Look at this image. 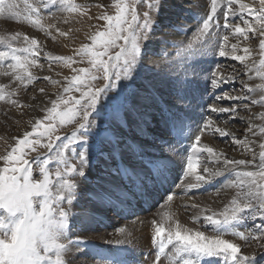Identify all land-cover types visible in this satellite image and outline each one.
I'll return each instance as SVG.
<instances>
[{
	"label": "snow or ice",
	"instance_id": "6c2138e0",
	"mask_svg": "<svg viewBox=\"0 0 264 264\" xmlns=\"http://www.w3.org/2000/svg\"><path fill=\"white\" fill-rule=\"evenodd\" d=\"M160 4L161 0L147 3L146 0H113L115 13L104 12L96 17L105 23L102 30L97 28L87 37L90 43L81 44L73 55L45 53L49 70L54 63H62L73 75L64 76L63 82L43 76L44 81L59 85L62 92L49 100L50 107L41 109L45 115L35 119L31 131L15 137L14 143L0 154L3 164L0 166V264H67L65 254L69 249H79L81 244L88 243L70 238L76 233L69 227V222L73 219L75 228L84 224L89 216L88 210L84 209L73 218L72 210L78 204L77 178L86 180L87 173L93 169L101 171L98 181L108 178H111L109 182L119 181L133 198L150 197L155 188L172 179L174 169L171 165L175 163L172 158L162 152L149 154L146 151L148 144L140 143L137 138L154 144L157 137L150 132L154 122L165 128L176 126L177 121L182 125L179 103L189 95L195 99L197 90V81L186 78L189 69L196 73V56L218 54L239 62L246 73L254 71L262 83L250 85L242 81V87L246 89L242 97L216 96L215 99L241 104L248 113H252L253 106L264 108V0H259L258 7L243 0H223L222 25L218 19L217 0H211V10L198 24L195 41L185 48L187 57L180 62L172 61L177 71L171 82L176 97L172 104L165 101L152 84L136 87L141 78L139 69L143 67L141 45L148 41L154 29L151 13L156 11L158 14ZM138 5L146 6L148 10L141 14ZM50 6H59L61 12L69 15H79L81 9L88 7L74 0H0V17L23 20L42 32L55 29L60 37H68L71 29L62 31L56 24L42 23L43 13ZM221 27L226 33L222 36ZM230 35L237 42L229 47ZM250 35L258 38V60L252 59L253 51L249 47L241 48V41H248ZM0 45L3 46L0 48V75L10 78L8 84L0 83V101L20 106L14 97L22 88L40 79L31 69L43 70L44 65L39 63L43 48L37 38L20 32L0 35ZM241 51L243 54H237ZM85 61L87 67H73ZM217 75L213 72L210 81L217 89L221 84L239 78L230 76L218 80ZM101 79L103 86H95ZM248 79L253 77L249 75ZM125 81L128 83H122ZM39 91L43 94L45 89ZM190 108L191 104L187 106ZM187 109H184L185 113ZM209 110L228 114L233 120L244 119L238 116L236 107L211 106ZM65 125L74 127L61 137L57 133ZM206 129L218 133L220 138H230L252 158H231L223 151L217 152L213 147L200 144ZM122 130L128 134H122ZM197 131L199 134L194 135L195 142L190 150H185L186 159L177 178L179 182L173 181L172 187L181 189L186 195L190 190H198L227 176L231 179L223 184V188H234L235 194L220 210L201 207L197 203L190 205L196 210L193 220H202L203 225L211 228V235L184 226L170 211L161 214L160 222L153 219L154 235L150 240L155 255L152 264H165V261L167 264H261L264 255L257 258L254 253L244 254L240 243L225 237L231 235L245 243L259 242V247L264 248V140L259 142L257 161V142L253 139L264 137V111L250 116L243 139L214 127L212 119H202ZM40 149L45 151L42 153ZM31 153L36 155L31 156ZM53 163L54 171L50 167ZM201 165L202 171H198ZM36 169L38 172L34 175ZM189 177L191 179L185 182ZM108 191L103 183H99L98 191L92 195ZM173 198L174 193L167 194L161 207L168 206ZM257 219L259 223H256ZM249 220L252 224L247 226ZM242 224L246 225L243 229L239 228ZM117 232L123 236L115 241L117 244L127 242L132 235L125 227L118 228ZM97 255L102 264H128L119 250L108 254L98 252Z\"/></svg>",
	"mask_w": 264,
	"mask_h": 264
},
{
	"label": "bare ground",
	"instance_id": "6f19581e",
	"mask_svg": "<svg viewBox=\"0 0 264 264\" xmlns=\"http://www.w3.org/2000/svg\"><path fill=\"white\" fill-rule=\"evenodd\" d=\"M84 1H86V2L96 1L97 3L98 2L99 3L105 2L108 4L110 0H84ZM203 2L206 3V1H204V0H190V3H192L191 7H196L197 11L193 12L192 9H190L188 7H186V9H188V10L183 8L184 10L187 11V13H186V16L184 15V20L182 22H180V20L177 19V16L180 15L178 9L182 8L183 5L181 6L180 4H178V0H165V2H163L166 10H165L164 14H162L163 17L161 19L165 20L164 22H166L165 24H167V28L165 30L155 29L153 31V40L151 41L152 44L149 45L148 51L154 52L157 54L167 53L169 55L168 56L169 58L167 57V59H165V61L162 62L161 68H159L156 71L153 70L154 72H152L153 73L152 76L148 77L147 79H142L140 82V85L137 88H143L148 84H152L158 89L161 97L166 98V101L169 104L176 102V97L172 91L171 82L175 79V77L177 75V71L174 70L176 66L174 64H172V61L175 60L176 62H180L187 57V52L185 51V48H186V44L188 41V37L186 36V38H180L181 37L180 33H183L185 30H188V29L190 30V29L194 28L196 26V24H198L201 21L203 14L205 13V11H204L205 9L203 8V4H202ZM243 2L244 3H251V2H248V0H243ZM43 16H44V19L42 20V23H44L45 25H47L49 23L56 24V26L59 27L62 31H69V28L71 30L75 29V33L70 34L72 36V39H69V40L67 39L68 37L67 38L60 37L58 35V33H56L55 29L43 31V32H45L44 34L51 35L52 39H53V37H55L54 40L59 45L58 47L60 48L59 49L60 53H58L59 50L57 49V47L53 43H51L52 41L50 42L46 38V36L45 37L42 36L43 32L39 31L40 33H38V35L34 36V32L32 31L33 26L24 22L23 20L15 21V20H9L6 17H0V35L9 34V36H10L11 35L10 33L20 32L22 35L27 34L31 37H36L38 39V41L41 43L43 50H44V48L48 50L47 53L55 51L59 55H72L74 50H75L76 45L79 43V40H81L83 38V31L82 30H84V29H80L81 26L77 25V28H76V25L75 26L72 25V21L75 19L74 15H72V14L71 15L68 14L66 16L59 15L58 17L54 18L51 21H50V19H48V17L44 13H43ZM79 18H78V20H79ZM65 19H67V21H68L67 23H65ZM173 21H176L177 23L179 22L178 25H176L177 23H172ZM74 22H73V24H74ZM77 24H78V22H77ZM79 25H83V24H81V22H80ZM86 25H88V24H85V26ZM85 28H87L86 32H85V33H87L88 32V26H86ZM177 28H179L180 30L176 31ZM241 44H242V42H241ZM175 52L178 53V56H176L177 54L176 55L173 54ZM45 53L46 52L44 51V53L40 54V57L45 58ZM253 54H254V52H253ZM198 58H200V57H198ZM205 58H201V60L207 61V62L203 61V63H207V65H211L212 67L216 64V63H213L214 60L211 63L209 62V60H211L212 57L210 59H206V60H205ZM152 59L154 60V58H152ZM218 59H223V61H225L227 63V65L229 64V60H230L229 57H220L219 56ZM198 60H196V62H198ZM232 61H234V60H232ZM189 62H191V61H189ZM225 62H223V63H225ZM234 62L237 63L238 65L240 64L237 61H234ZM237 64H235V65H237ZM169 65H172V66L169 67ZM202 65H204V64H202ZM180 67L183 68V65H181ZM196 67H198V65ZM207 67L208 66H206V68ZM228 67H229V65H228ZM214 68H215V66H214ZM43 70H44V68H43ZM43 70H41L39 68H32L31 69V71H33V73L38 77L43 78V76H50V77H52V79H60L62 81H63L64 76H69V71H70V69L68 67H66L65 65H64V68L62 69V72L59 73L60 74L59 76L50 75V73L46 74V72H44ZM197 70L199 73L196 72L193 75L191 69H189L188 75L186 78L187 79H195L197 82H200V83H206L207 82V85L211 84L210 81H211V78H213L212 72H210V70H207V69H202L201 67L198 68ZM53 73H55V72H53ZM217 74H218L217 75L218 80L221 78H227L230 76L231 77H237L238 76L239 78L234 79L232 82H229L227 84H221L220 88L219 89L216 88V90L222 91V90L229 89L231 86L232 87L236 86V85L238 86L239 84H241L242 81L245 83H248L250 85H255V73H254V71L251 73H246V71L244 70L243 74L233 75V76L232 75L226 76V75L220 74L218 72H217ZM249 75H251L253 77L252 80L248 79ZM6 78L7 77L1 75L0 76V83L8 84ZM32 86L34 88L37 87L39 89V86L37 84H32ZM13 87H15V86L13 85ZM41 88H43V87L41 86ZM60 88L61 87L59 85H54V86L50 87L46 84V86L44 87L45 92L43 93V96L45 95L46 97L48 96L50 98V97L54 96L60 90ZM168 93H170L171 96L168 97V95H167ZM243 95L244 94L242 92L237 90V91H234L233 95H230V96H241L242 97ZM194 96H195V99H193L192 95H189V97L185 101H182L179 103V107L181 109L180 115H181V118L183 121L182 125L179 121H177L176 126L169 125L167 128L163 127V129L159 133H155L154 129H155L156 122H154V127L152 129H150L151 135L157 137L154 144H152L148 140L137 138V140L140 143H147L148 144L146 151L149 154L155 153L156 155H159L162 152L164 155L170 156L172 158V160L175 162L174 163V164H176L175 166L178 169L180 168V170H181V168L185 162L184 161L185 159L183 157V148H185V147L183 145L185 143L186 144L185 146H187V145L195 142L194 141V135L199 134V132L197 131L198 125L201 123L202 118H204V116L206 115V113L204 114L203 112H199V114L195 115L194 111H192L191 109L187 110L188 112L185 113L184 109H187V106L189 104H191V102H194V100L200 101V103H199L200 107L202 105L206 104V101H207L206 95H202L201 93L195 92ZM224 101L227 103L233 104V102L231 100H224ZM42 103H43V100H40V98L39 99L37 98V100L28 103L27 107L24 108V110H27L28 108H30L29 112L27 111L29 114L31 112H34L35 109L37 108V106L43 105ZM0 105H1V101H0ZM231 107H236L239 109V111H240V109L241 110L243 109V106L241 104H234ZM0 110H1V106H0ZM256 112H258L257 107L253 106L251 115L256 113ZM210 113L213 114V117L215 116V119L216 118H225L227 115V114L220 115L218 113H213V112H210ZM32 114H31V116H32ZM251 115H248V112H246L245 115L241 114V116H239V117L244 118L243 120H240V119H236V120H232V121L229 120L228 127L227 128L225 127L223 129H225L226 131H229V132L237 135L239 138L243 139L244 134L246 133V129H247V121ZM195 117L199 120L198 124L191 123L192 119L193 118L195 119ZM19 122H21V121H19ZM25 123L22 122V124H25ZM256 123L259 124L260 122L257 120ZM23 127H25V126H23ZM214 127H219V126L214 123ZM167 129H168V131H167ZM122 134L127 135L128 133L123 132V130H122ZM247 135L249 137H251L250 133H248ZM214 137H219V134L214 133L212 130L206 129L204 132V135L201 138L200 144H206L210 147H213L217 152L223 151L225 154H227L231 158L248 159V157H251V155L249 153L245 152L241 147H238L237 149H230V147H229V149H228V146L225 147L221 143H220L221 144V146H220V144L219 143L217 144V142L214 140ZM227 139H228V137H225V138L219 137L220 141L227 140ZM253 139H256L257 144H256L255 150L257 151L258 145H259V138L256 137ZM171 140L175 141L174 145L170 143ZM168 150L170 152H168ZM180 154H182V155H180ZM204 156H206V153L202 154V157H201L202 160H203ZM257 161H258V153H257ZM209 166L211 167V165H209ZM202 167H203V165H201V167L198 169V171H202ZM95 173L101 175L100 169L99 168L93 169V170L89 171L87 173V175L90 177V176H93V174H95ZM95 179H96V181L94 182L93 185L91 184L92 186H95L98 188V184L103 183L104 187L109 189V191L107 193L103 194V195H105L107 202L102 201L103 199L101 198L100 194L95 195V196L92 195V193L94 191H98V189L95 190V188L89 187L87 185V183H85V182H84V186L82 185L83 188L79 189V191H78V200H79L78 205L79 206H77V207H80V210H76L75 214H73V218L77 217L81 213V211L84 209L88 210L89 216L85 220L84 224H82L78 227H75V228H71L72 231L74 233H76V235H71V236L73 237L72 240H76L77 238H79L83 241H87L88 243L86 245L81 244L79 249H77L75 247H71L69 249V252L66 253V255L70 259V264H75V262L78 261L77 258L80 255V253L82 252L81 251L82 249H86V252L85 251H83V252H85V254H87V255L89 253L88 256H90V251L98 250L99 252H102L103 254H108V247H111V246L120 247L121 246V249H124L125 247H123V245L127 246V248H126L127 250L124 249L125 254L121 255L122 257H125L130 261L135 259L136 261H142L143 263L148 264L149 261L144 259L143 254L150 252V241H151L150 237L152 235H154V226L151 223L153 219H155L157 222H160L161 214L164 211H170L171 213L174 214L175 219H178L184 226L192 228L194 230L195 229L204 230L206 235H211L213 233H212V230L210 227L203 225V222H201V221H199V222L196 221V223L194 222L193 216L196 213L195 209L188 208L187 213L182 214L181 208L184 206H190L192 203H197L201 207L208 206L214 210H220L222 208V206L225 203H228L229 200L231 199V197L235 194L234 188L233 189L223 188V184L226 183L228 179H231V177H227V176L220 177V178H217L214 182H212L210 184L203 185L198 190H190L188 193L193 192V191H195V192L200 191L199 193H201L203 191V189L205 188V186H209V188H211V190H213V192H214V196L203 198L201 200H197V201L191 203V202H189L190 198L187 197L188 193L186 195L183 194L181 189L174 188V187L170 186L169 182H167L164 185V187H167L169 193L170 192L174 193L173 201L169 202V205L166 206V208L162 212H159V215H157L155 218L150 219L149 216L145 215V216H141L143 219L137 221L135 224H132V223L128 224V226H126L125 228L127 230L131 231L132 235L129 237L127 242H125L123 244H117V243H115V241L118 239H123V236L118 232H117V234H113V233L110 235L105 234V232H104L105 229L102 227H106L108 229L112 226L113 222L110 220L103 222L100 219V216L107 215V213H111L114 211V209H116V205L113 203V201L110 198H108V196L116 198V196L119 197L121 194H124V192L125 193H127V192H126L124 186L122 184H120L119 181L109 182V180H111V178H108V180H105V181H98L97 177H95ZM188 179H191V178L190 177L185 178V182H187ZM125 182H127V181L125 180L124 183ZM178 182H179V180H178ZM117 185H119V186H117ZM122 189H123V191H122ZM220 190H221V192H220ZM82 193L88 194V197L87 198L85 197L82 199L81 198ZM116 199H119V198H116ZM129 207H130V211L133 212L134 208L131 206H129ZM131 208H133V209H131ZM144 217H147V218L145 219ZM140 218H138V219H140ZM251 224H252V221H250V220L247 221V226H250ZM245 226L246 225L242 224L239 226V228L243 229ZM166 227H167V225H166ZM206 229H209V230H206ZM225 238L231 239V240H233V242L240 243L242 253L248 254V255H251L254 253L257 256V258H259L261 256L260 254L258 255L256 253L257 251L255 250V247H254V245H256L257 242L245 243L243 241H239V239L237 237H233L231 235L226 236ZM109 242H112V243H109ZM93 246H95V247H93ZM113 248H116V247H113ZM131 248H139V249H141V251H137V252L132 251ZM263 251L264 250H262L261 252H263ZM263 254H264V252H263ZM72 258H74L75 260ZM96 261H98L96 264H102L101 259L96 260ZM81 264H93V263H90L89 260H86L84 263L81 262Z\"/></svg>",
	"mask_w": 264,
	"mask_h": 264
},
{
	"label": "rangeland",
	"instance_id": "374dc122",
	"mask_svg": "<svg viewBox=\"0 0 264 264\" xmlns=\"http://www.w3.org/2000/svg\"><path fill=\"white\" fill-rule=\"evenodd\" d=\"M204 1H206V3L203 2L202 4H203V8L205 9L204 10L205 13L203 14L202 19L205 18L206 15L211 10V0H204ZM74 2L77 3V4H81V5H83V4H87L88 5V7L86 9H81V14H79L80 16L78 14H76V13L72 14L75 17V19L72 21V25H74V26L76 25V28H77V25H78V26H81L80 29H84V30H82L83 31V38L81 40H79V43L75 47V49H76L81 44L90 43V41L87 39V37L90 34L94 33L97 30V28H100L102 30V27H103V25H104L105 22L103 20L96 19V17L99 16V15H101V14H103L104 12H107L108 14H114L115 13V9L112 7L113 0H110L108 4L105 3V2H103V3H99L98 2L97 3L96 1L86 2L84 0H74ZM147 2H150V0H146V3ZM163 2H165V0H161V4H160V6L158 8V14H157L156 11H153L151 13L152 14V17H153V21H154V29H153V31L155 29L165 30L167 28V24H165L166 22H164L165 20H162L161 19L163 17L162 14H164V12L166 10V8L164 7V3ZM248 2H251L250 4H253L256 7L259 6V0H248ZM217 3L219 5V7L217 9L218 19H219V21H220V23L222 25L223 24V17H222V14L221 13H222V10H223V0H217ZM178 4H180L181 6L183 5L182 8H179L178 9L180 15L177 16V19L180 20V22H182L184 20V15L186 16V13H187L186 10H188V9H186V7L192 9L193 12H196L197 11V8L196 7H191L192 3H190V0H178ZM101 5H103V7H100ZM183 8H185L186 10H184ZM137 10H138L139 13L142 14L143 11H147L148 9H147L146 6H140V5H138L137 6ZM83 13H87V14L85 15ZM44 14L48 17V19H50V21L53 20L54 18L58 17L59 15H63V16L68 15V13L61 12L59 10V6H57L55 8H53V7L50 6L49 10L46 11V12H44ZM89 17H91V19ZM78 18H79V20H78ZM202 19H201V21H202ZM73 22H74V24H73ZM77 22H78V24H77ZM80 22L83 25H79ZM236 22H239V21L237 20ZM172 23H177V22L176 21H173ZM178 23L176 25H178ZM85 24H88V25H86V26H88V32L87 33H85L86 32V29H87V28H85L86 27ZM198 24H196V26L194 28H192L190 30L189 29L188 30H185L183 33H180L181 34L180 35L181 36L180 38H186V36L188 37L187 44L189 42H194L195 41V34H196V31H197V28H198ZM32 29H33L32 31L34 32V36H36V35H38V33L42 32V31H40V30H38L36 28H33V27H32ZM178 30H180V29L177 28L176 31H178ZM153 31L151 32L148 41H146L145 43H143L141 45V47H142V54H143V67L141 69H139L140 70V73H141V78L137 81L136 87H138L140 85V82H141L142 79H147L148 77L152 76V74H153L152 72H154V71L158 70L159 68H161L162 62L165 61V59H167V57L169 56L168 54H167V56H165V53L157 54V53L149 52L148 51L149 50V45L152 44L151 41L153 40ZM219 32H220V35L221 36L223 34H226L224 32V30H223L222 27L219 30ZM44 33L45 32L42 33V36H44V37L46 36V38L50 42L52 41L51 43H53L57 47V49L59 50L60 49L58 47L59 45H58V43L54 39H52V36L51 35H46ZM72 33H75V29H73V30H71L69 32L68 38L67 37H65V38H67L68 40L69 39H72V36L70 35ZM10 34H13V33H10ZM5 36H9V34H5ZM241 42H242L241 48L244 47V46L249 47L254 52L252 59L258 60L259 59V56H258V52H259L258 38L257 37H253V36L250 35V38H249L248 41H243L242 40ZM232 43H236V40L234 38H232L231 35H230L229 47H230V45ZM187 44H186V46H187ZM2 47L3 46L0 45V48H2ZM44 51L46 53L48 52V50L45 49V48L42 51V53H44ZM42 53H40V54H42ZM50 53L52 54V56H57V55H59L58 53H60V50L58 51V53H56L55 51L54 52H50ZM173 54H175V55L177 54L176 56H178V53H176V52L173 53ZM237 54H243V53L241 51V52H238ZM198 57H200V56H196L197 59L194 58L195 60H198L199 59L198 62L196 63V66L198 65V67H196L197 69L201 67L202 69L210 70V72H212V73L213 72H216V73L218 72V73L223 74V75H226V76L227 75H232V76L233 75H241V74L244 73V70H245L244 67L241 64L238 65L237 63H235L231 59L229 60V64H228L229 67H228L227 63L225 61H223V59H218L219 58V55L218 54L209 53V55H207V57L206 56L200 57V58H198ZM43 58L44 57H40L39 58V63L44 65V67H43L44 70L43 71L46 72V74H49L50 73V75L59 76V75H57V73L62 72V69L64 68V65L62 63H54L52 65V67H51V70H49L48 61H47L46 58H44V59ZM152 58H154V60ZM201 58H205V60L211 58V60H209L210 63L213 62V60H214L213 63H216L214 65L215 68H214V66L212 67L211 65H207V63H203L204 60H201ZM77 59H79V58L77 57ZM154 62H156V63H154ZM204 62H207V61H204ZM223 62H225V63H223ZM202 64H204V65H202ZM235 64H237V65H235ZM205 65L208 66V67L206 68ZM87 66L88 65H87V62L86 61L83 62V63H78V64L73 65V67H77V68H79V67H87ZM197 69H196V72H198ZM53 72H55V73H53ZM71 75H73V73L70 70L69 71V77ZM6 80L9 83L10 78L7 77ZM122 83H128V82L125 81V82H122ZM259 83H262V81L255 77V84H259ZM33 84H37L39 86V89L41 88V86L44 88L46 86V84L48 86H50V87L51 86H54L51 83H49L48 81H44L41 77H40V79L34 81ZM103 84H104V81L102 79L101 80H97L95 82V86H97V87H101V86H103ZM39 89L37 87L34 88L32 85H29L27 88H22L19 91L18 96L17 97H14V99H17L18 100L20 106L11 105V104L5 103L4 101H1V105H0L1 106V110H0V154H3L4 151H5V149L9 145H11L12 143H14V138L15 137L22 136L25 131H31V125L35 121V119L42 118L45 115V113L43 111H41V109H43L45 107H50L51 105L49 103V100L50 99H55L56 96L59 93L62 92V88H60V90L54 96H52V97L49 98L48 96L47 97L45 95L43 96V94L41 95ZM237 90H239L243 94L246 93V89H244L242 87V82L238 86L237 85L236 86H233V87L231 86L229 89L222 90V91L216 90V88H214V86H212V84L207 85V82L206 83L197 82V90H196V93H201L202 95H206V100L208 102L206 101V104H204V105H202L200 107V105H199L200 101L194 100V102H191V108L190 109L192 111H194V114L195 115L199 114V112H203L204 114L206 113V115L202 119H212L214 121V123L217 124L220 128H225V127L227 128L228 125H229L228 124L229 123V120L232 121L233 118L231 116H228V114H227L225 118H216L215 119V116L213 117V114L210 113L211 111L209 109H210L211 106H215L217 108H220V107H228V106L231 107L232 105H234L232 103H227L224 100L217 101L215 99V97L216 96H230V95H233L234 91H237ZM169 94L170 93L167 94L168 97L171 96V94L170 95ZM73 95H77L78 96L79 93H73ZM33 97L36 98L35 100H37V98L38 99L40 98V100H43V103H42L43 105L37 106L36 109L37 110L39 109L38 111L35 109L34 112H31V113L28 114L30 108H28L27 110H24V108L27 107V104L28 103H30L32 101H35V100H33ZM163 99L166 101V98H163ZM256 107H257V110L258 111H264V108H260L259 106H256ZM190 109H187V110H190ZM31 114H32V116H31ZM241 114L245 115L246 112L243 109L242 110L240 109V111H238V116H241ZM248 115H251V113H248ZM19 121H21V122H19ZM22 122L23 123L26 122V123L25 124H22ZM191 123L198 124L199 123V120L195 117V119L194 118L192 119ZM23 126H25V127H23ZM73 127H74V125H65V126L59 128L57 134H59V135H61V137H63L65 134L70 133L71 130L73 129ZM163 127L164 126L162 124L156 123L155 124L154 132L155 133H159L163 129ZM167 131H168V129H167ZM258 138H259V142L261 140H264V137H258ZM214 140L217 142V144L218 143L219 144L221 143L225 147L228 146V149H229V147H230V149H237L239 147L237 145H234L230 138H228L227 140L220 141L219 140V137H214ZM174 142H175L174 140H171L170 143L174 145ZM221 144H220V146H221ZM185 145L186 144L184 143V145H183L185 147V148H183V157H184V159H186V155L184 153L185 152L184 150H186V149H189L190 150L191 144H189L187 146H185ZM44 151L45 150L40 149V152L43 153ZM168 152H170V151L168 150ZM258 152H259V147L257 149V153ZM35 155H36V153H31V156H35ZM180 155H182V154H180ZM250 158H252V157H248V159H250ZM41 159H43V157H41ZM175 165L176 164H173V165H171V167L176 172V174H175V172H174V174L177 175V178H178L180 176L181 170H180V172H178L177 170H179L180 168L178 169ZM0 166H3L2 162H0ZM50 167L54 171L55 164L53 163ZM36 172H38V169H36V171L34 172V175H36ZM98 176H99V174L95 173V174H93V176H90V177L87 175V179L86 180H81V178H77L78 179V184H79L78 191H79V189H82L83 188L84 182L87 183V185L89 187L95 188V190H97L98 188L95 187V186H92V185L96 181L95 177H98ZM36 178H39V177L36 176ZM171 180H173V181L176 180L175 182H178V180L175 177H172ZM173 181H169L170 186H172ZM206 187H208V186H206ZM165 189L168 192V189L167 188H165ZM221 190H220V192H221ZM154 191H156V190H154ZM154 191H153V193H154ZM199 192L193 191V192L188 193L187 194V197L190 198L189 199V202L192 203V202H195L197 200H201L203 198H207V197L214 196L213 190H211L209 188H207L206 190H203L201 193H199ZM103 194L104 193H100L101 198L103 199L102 201L107 202L106 201V198H105V195H103ZM161 194H162L161 201L158 204L155 203L156 205L154 204V206L151 207L150 210L147 211V212H145L144 214L132 215L130 218H127V219H121L120 214L113 213V212L112 213H107V215L100 216V219L103 222H106L107 220H110V221L113 222L112 226L110 228H108V229L106 227H102V228L105 229V231H104L105 234H107V235H110L112 233L113 234H117V229L118 228L126 227V226H128V224H131V223L132 224H135L137 221L143 219L141 216L147 215V216H149L150 219L155 218L157 215H159V212H162L166 208V207H162L161 208V205L163 204L164 200L166 199V195L167 194H165L163 191H161ZM168 194H169V192H168ZM85 197L87 198L88 197V194L82 193L81 198L83 199ZM108 198H110L112 200L113 197H109L108 196ZM116 198H119V197L116 196ZM118 201L120 203H122L120 200H118ZM78 202H79V200H78ZM78 204H77V206H79ZM76 207H74L73 210H72L73 211V214H75L76 210H80V207H77V208ZM117 207L118 206L116 205V208ZM188 208H191V207L190 206H184V207H182L181 208V213L182 214H186ZM131 209H133V208H131ZM133 210L135 211L136 208H134ZM138 218H140V219H138ZM144 218L146 219L147 217H144ZM194 222L196 223V221H194ZM201 222H203V221L201 220ZM256 223H259V219H257ZM69 227L70 228H73V219H70ZM206 230H209V229H206ZM70 238L73 239V237L71 235H70ZM109 243H112V242H109ZM112 247L121 248V246L120 247L111 246L110 248H112ZM123 247H125L124 249L127 250L126 249L127 246H124L123 245ZM254 247H255V250L257 251L256 253L258 255L259 254L260 255H264L263 254L264 251L261 252L262 250H264V248L259 247V242H257V244L254 245ZM116 248H114V249H116ZM131 250L132 251H136V252L137 251H141V249H139V248H131ZM81 251L82 252L80 253V255L77 258L78 261H76L75 264H81V262L84 263L86 260H89V262L90 263H93V264H96L98 262V261H96V260H98V258H94L93 256H91L93 254V251H90V256H88L89 253H88V255L85 254L86 249H82ZM83 251H85V252H83ZM143 255H144V259H146L148 253H144ZM65 259L67 261V264H70V259L67 257L66 254H65ZM72 259H74V258H72ZM151 261H153L152 260V257L150 258V262ZM165 264H167V261H165ZM261 264H264V261H261Z\"/></svg>",
	"mask_w": 264,
	"mask_h": 264
}]
</instances>
